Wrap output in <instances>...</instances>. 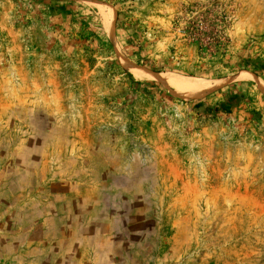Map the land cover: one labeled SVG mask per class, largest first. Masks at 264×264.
<instances>
[{"label": "rangeland", "instance_id": "obj_1", "mask_svg": "<svg viewBox=\"0 0 264 264\" xmlns=\"http://www.w3.org/2000/svg\"><path fill=\"white\" fill-rule=\"evenodd\" d=\"M0 264H264V0H0Z\"/></svg>", "mask_w": 264, "mask_h": 264}, {"label": "bare ground", "instance_id": "obj_2", "mask_svg": "<svg viewBox=\"0 0 264 264\" xmlns=\"http://www.w3.org/2000/svg\"><path fill=\"white\" fill-rule=\"evenodd\" d=\"M109 19V18H108ZM112 26V25H111ZM134 76H137L142 79H149V80H159L169 84L170 86L174 87L176 91H178L181 95L185 96H196L203 92L204 88L202 86H198L192 82L182 81L180 78L175 76H166V75H158L156 76L153 73L145 72V71H135Z\"/></svg>", "mask_w": 264, "mask_h": 264}, {"label": "trees", "instance_id": "obj_3", "mask_svg": "<svg viewBox=\"0 0 264 264\" xmlns=\"http://www.w3.org/2000/svg\"><path fill=\"white\" fill-rule=\"evenodd\" d=\"M56 3L59 4L61 6V8H65L66 5H68V2L67 1H56ZM159 68L162 69L163 66H160ZM155 71H158V70H155ZM255 73L258 74L259 72H255ZM237 97H238V94L237 93H234L231 96H228L227 101L229 102V104H231V102L233 100H235ZM222 105H223V107H226L227 106V104H225V103H223ZM216 109H217V107H216Z\"/></svg>", "mask_w": 264, "mask_h": 264}]
</instances>
